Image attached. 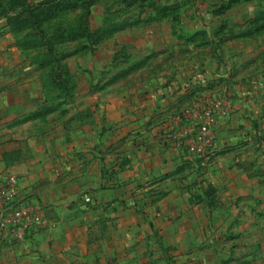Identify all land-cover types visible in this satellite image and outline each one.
I'll return each mask as SVG.
<instances>
[{"label": "crops", "instance_id": "0c3cea01", "mask_svg": "<svg viewBox=\"0 0 264 264\" xmlns=\"http://www.w3.org/2000/svg\"><path fill=\"white\" fill-rule=\"evenodd\" d=\"M29 31L38 30L14 32L0 16V173L17 174L20 201L43 203L54 223L25 241L0 233V264H81L92 255L88 245L103 241L89 240L88 228L107 217L146 232H131L132 242H161L162 203L176 211L184 190H204V176L230 170L233 145L264 140V84L231 75L213 45L201 62L186 64L144 58L139 48L131 65L143 66L111 81L103 59L79 58L70 41L52 53L46 44H21ZM151 52L145 43L142 54ZM208 93L224 96L228 112L214 127L216 153L199 158L179 137L180 116ZM138 210L144 214L131 218Z\"/></svg>", "mask_w": 264, "mask_h": 264}, {"label": "rangeland", "instance_id": "374dc122", "mask_svg": "<svg viewBox=\"0 0 264 264\" xmlns=\"http://www.w3.org/2000/svg\"><path fill=\"white\" fill-rule=\"evenodd\" d=\"M84 2L72 0V7L66 9L63 6L67 2H58L55 17L40 27L45 28V34L42 40L38 34L36 43L50 39L58 43L62 33L69 30L73 37H80L81 28H104V39L97 43L96 52V44L89 39L94 36L89 35L88 39L70 41L71 48L79 58L103 59L104 74L112 78L124 75L119 79L131 75V54L139 53V48L141 56L146 54L144 58H168L173 64H186L205 59L210 44L215 49L212 54L223 64L227 62L225 67H230L226 70L231 75L264 84V0H88L87 9L83 8ZM20 4L21 0H0V15H15L13 10ZM22 20L30 23L29 17L22 16L16 23ZM131 28H136L135 33ZM110 30L119 31L110 35ZM131 41H139L140 45L131 46ZM145 43L152 51L148 55L142 54ZM160 51L163 54L159 55ZM257 141L251 145H236L235 141L230 170L214 177L204 176V190H184V203L177 205L176 211L174 206L162 203L165 211L161 217L166 225L159 227L158 234L162 231L168 235L162 236L161 242H132L127 239L131 232H146L101 218L99 225L87 232L89 240L103 241L89 244L91 257L78 263L264 264V140ZM138 213L144 214L138 210L131 213V218ZM82 214L86 216V211ZM165 238L168 240L163 241ZM24 261L47 264L40 260L30 263L26 258Z\"/></svg>", "mask_w": 264, "mask_h": 264}, {"label": "built area", "instance_id": "2783aa9c", "mask_svg": "<svg viewBox=\"0 0 264 264\" xmlns=\"http://www.w3.org/2000/svg\"><path fill=\"white\" fill-rule=\"evenodd\" d=\"M228 108L224 96L208 93L197 99L180 116L186 126L179 137L186 139L189 152L199 158L216 153L214 127ZM187 122V123H186ZM20 182L15 173H0V233L17 241L48 230L53 219L38 201H20ZM90 198H87V201Z\"/></svg>", "mask_w": 264, "mask_h": 264}, {"label": "trees", "instance_id": "16d2710c", "mask_svg": "<svg viewBox=\"0 0 264 264\" xmlns=\"http://www.w3.org/2000/svg\"><path fill=\"white\" fill-rule=\"evenodd\" d=\"M56 0H38L36 2H28V0H21L22 4H20L19 7H17V9L13 10L14 14L15 15H10L11 12L8 13V16H7V22H8V25L10 28H12V30L14 32H19V31H23V30H26V29H34V30H38L37 32H32V31H29V33L26 34V36L20 41L21 44L23 45H26V44H30L28 43L27 41H30V38H32V42L34 44H46V45H49L50 47V52L52 53L54 51V48L57 44H60V42H68V41H73L75 39H78L81 37V39L83 38H87L88 39V35L91 37V36H94L92 38H89L91 39V41L94 43V44H97L98 42L102 41L104 39V28H97L96 30H91L90 28H81L79 29L80 30V34L81 36L80 37H77L74 35V37L72 36V32L71 30H69L68 32H63V36H60V38L57 40L58 43H55L53 42L51 39L48 41V42H39V43H36V38L38 36V34L41 35V40H42V35L45 34V28H40L43 26V23L46 21H49L51 20L52 18L55 17V10H57V7H59V4L58 2H62L64 1L67 2L65 3V5L63 6L64 9L66 8H71V2L72 0H57V2H55ZM96 1L97 3V0H94ZM87 2L88 0H85L84 2V5H83V8L84 9H87ZM70 5V6H68ZM20 14V15H18ZM7 15V14H5ZM1 16V15H0ZM3 16V15H2ZM19 16H22L24 17V19H26L27 17L30 18V23L22 20L18 23H16V19L19 18ZM6 17V16H5ZM121 30V29H119ZM119 30H110V35L114 34L115 32L119 31ZM77 37V38H75ZM39 40H40V37H39ZM74 53V52H73ZM59 54V53H58ZM63 58V56L61 57ZM60 58L58 56H56L54 58V60H52V63H55V65L59 66L61 65L59 62ZM145 61V60H144ZM144 61H140V62H136L134 64L131 65V70L130 71H133L139 67H142L143 64H144ZM51 63V64H52ZM59 68V67H57ZM57 71V70H56ZM59 73L55 72V74H53V76H58ZM126 75V74H125ZM124 76V75H122ZM120 75H116L115 77H113V79L111 81H115L117 79H119L120 77H122Z\"/></svg>", "mask_w": 264, "mask_h": 264}]
</instances>
